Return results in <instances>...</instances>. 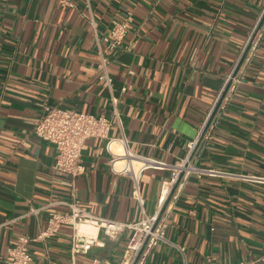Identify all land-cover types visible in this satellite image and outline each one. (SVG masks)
Wrapping results in <instances>:
<instances>
[{"label":"crops","instance_id":"0c3cea01","mask_svg":"<svg viewBox=\"0 0 264 264\" xmlns=\"http://www.w3.org/2000/svg\"><path fill=\"white\" fill-rule=\"evenodd\" d=\"M70 2L0 0V264L19 236H36L50 212L66 211L70 180L53 168L54 146L32 133L55 106L110 118V137L124 136L132 152L168 164L196 141L191 163L214 170L181 176L163 207L166 241L143 264H239L262 256L264 0ZM128 14L123 48H111L104 36ZM242 54L240 79L226 90ZM81 154L76 196L90 213L136 222L157 210L168 169L142 173V210L131 180L110 171L106 139L87 138ZM71 232L61 224L55 235L31 241L30 264L117 263L131 235L99 233L102 246L72 256Z\"/></svg>","mask_w":264,"mask_h":264},{"label":"built area","instance_id":"2783aa9c","mask_svg":"<svg viewBox=\"0 0 264 264\" xmlns=\"http://www.w3.org/2000/svg\"><path fill=\"white\" fill-rule=\"evenodd\" d=\"M62 3L71 5L70 0H59ZM132 18L128 14L120 20H113L108 36L104 39L111 48L122 49V40L130 28ZM91 25L96 32V24L90 18ZM256 35V33H255ZM254 35V36H255ZM260 36V34H258ZM250 40V44L253 42ZM255 43V42H254ZM242 54L231 74L228 75L224 89L234 88L240 76L237 70L243 61ZM101 68L103 75L110 86L111 78L107 73L108 61L100 51ZM225 92L219 96L218 100H225ZM113 104V114L118 119L116 111L117 99L111 97ZM112 120L104 115H95L81 112L72 108L52 107L40 116L34 125L32 133L52 144L55 148V158L53 168L68 176L70 180L69 199L61 201L66 207L64 212H50L47 218L46 227L36 236L29 237L21 235L16 244L9 249L7 264H30L31 254L29 243L31 241L44 240L55 235L61 224H69L72 228L70 252L74 256L77 253H87L92 246H102L103 239L99 233L106 238H118L123 232L131 231L130 238L124 248L121 259L117 263H112L105 259L95 258L92 264H143L151 249L159 242L166 241L165 228L166 217L164 205L169 198H173V189L178 184L181 176L195 174L200 176L205 173H215L212 169H203L191 163V154L196 141L187 144L185 156L173 164H168L161 160H156L147 156L132 152L128 141L124 136L113 138L109 136ZM204 131V130H203ZM202 131V133H203ZM87 138L106 139V150L110 154L108 160L109 168L112 173L126 176L132 182V196L143 210L144 199L140 193V179L142 173L149 168L168 169L169 176L163 180L159 196L158 208L151 215L144 217L136 222H124L112 220L90 213L85 207L80 205L76 196L75 179L85 171L82 162V145ZM117 144L119 149H113V144ZM32 212L37 211L32 209ZM80 225H88L95 228V233L80 231ZM72 264H75L74 262ZM239 264H264V254L252 261H242Z\"/></svg>","mask_w":264,"mask_h":264},{"label":"bare ground","instance_id":"6f19581e","mask_svg":"<svg viewBox=\"0 0 264 264\" xmlns=\"http://www.w3.org/2000/svg\"><path fill=\"white\" fill-rule=\"evenodd\" d=\"M80 231L82 232H87V233H95V228H92L91 226L88 225H80Z\"/></svg>","mask_w":264,"mask_h":264}]
</instances>
